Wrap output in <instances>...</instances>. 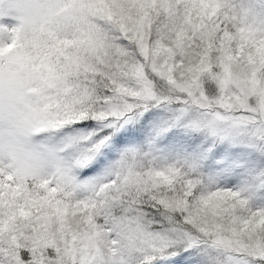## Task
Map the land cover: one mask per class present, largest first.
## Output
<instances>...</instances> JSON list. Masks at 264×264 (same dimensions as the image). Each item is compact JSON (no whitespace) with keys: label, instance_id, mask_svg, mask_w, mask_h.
<instances>
[{"label":"snow or ice","instance_id":"snow-or-ice-1","mask_svg":"<svg viewBox=\"0 0 264 264\" xmlns=\"http://www.w3.org/2000/svg\"><path fill=\"white\" fill-rule=\"evenodd\" d=\"M0 264H264V0H0Z\"/></svg>","mask_w":264,"mask_h":264}]
</instances>
